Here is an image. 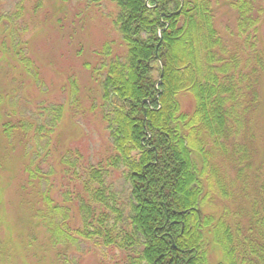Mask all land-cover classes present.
Returning a JSON list of instances; mask_svg holds the SVG:
<instances>
[{
    "label": "trees",
    "instance_id": "16d2710c",
    "mask_svg": "<svg viewBox=\"0 0 264 264\" xmlns=\"http://www.w3.org/2000/svg\"><path fill=\"white\" fill-rule=\"evenodd\" d=\"M103 1L116 6L125 48L111 58L106 46L91 75L115 154L94 165L67 151V186L59 175L54 188L55 170L43 166L65 106L40 104L35 118L12 106L19 89L43 83L16 27L25 1L0 0V61L12 75L9 90L0 85V136L6 153L23 151L22 205L33 226L61 249L58 264H78L66 256L82 243L110 250L108 264H264V47L256 48L264 0H86ZM222 5L243 44L217 23ZM119 169L129 190L118 203L107 180ZM17 243L30 250L38 241ZM4 250L0 242V259Z\"/></svg>",
    "mask_w": 264,
    "mask_h": 264
},
{
    "label": "rangeland",
    "instance_id": "374dc122",
    "mask_svg": "<svg viewBox=\"0 0 264 264\" xmlns=\"http://www.w3.org/2000/svg\"><path fill=\"white\" fill-rule=\"evenodd\" d=\"M7 1L1 0L2 4ZM24 1L25 15L16 22V27L22 30L21 42H27L25 49H29L28 56L36 62L43 85L38 87L31 83L24 90L15 85L19 92L12 101V106L20 111L25 110L35 118L40 104L47 110L64 104L62 120L53 147L51 146L56 153L50 156L48 164L43 167L44 173H49L51 168L55 170L50 185L56 188L58 183L55 181L57 179L59 182L60 175V186L66 188L65 180H62L64 167L60 166V158L67 151L79 152L84 162L94 165L108 161L115 154L113 141L103 121L101 88L95 80L101 72V64L106 61L101 53L104 54L106 48L112 49L113 58L125 49L113 24L116 6L110 1H103L99 7L90 6L86 0ZM217 1L219 4L223 2L214 0ZM36 4L41 6L36 9ZM7 6L12 11L11 5ZM217 19L222 31L227 30L228 36L234 35V41L240 42L234 14L222 5L218 7ZM259 29L257 49L264 47V19ZM109 54L111 52L105 53L106 56ZM0 68H3L0 69V85L8 89L11 87L8 85L12 83V75L10 76L7 60L0 61ZM95 68H99L96 70L99 72H96L94 80L91 75ZM5 72L7 75H4ZM70 80L75 82L74 87ZM189 98L187 96L182 99L184 106L190 105ZM257 124L258 131L264 138L262 115ZM5 146V140L0 136V163L2 161L3 167L2 169L0 165V242L6 250L3 258L7 259H0V264H58L56 254L61 249L48 245L47 235L41 227L33 226L29 211L22 205L25 196H22L21 186L26 180L23 151L18 149L6 153ZM43 146L39 142L37 147L40 152ZM261 151L264 156L262 142ZM107 184L118 203L127 200L129 185L121 169L108 178ZM45 185L41 186V190H44ZM30 235L36 236L38 247L34 245L29 250L17 243L20 240L27 242ZM11 248L13 252L7 258ZM109 251L104 249L102 255L93 244L82 243L80 249L69 250L66 257L73 262L79 261L78 264H108L110 253L112 254ZM212 253L217 254L216 251Z\"/></svg>",
    "mask_w": 264,
    "mask_h": 264
}]
</instances>
